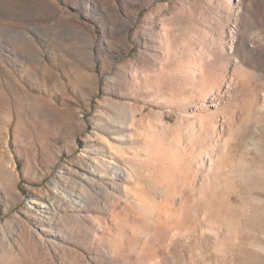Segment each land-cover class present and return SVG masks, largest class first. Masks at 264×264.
<instances>
[{
  "label": "rangeland",
  "instance_id": "obj_1",
  "mask_svg": "<svg viewBox=\"0 0 264 264\" xmlns=\"http://www.w3.org/2000/svg\"><path fill=\"white\" fill-rule=\"evenodd\" d=\"M263 74L264 0H0V264H264Z\"/></svg>",
  "mask_w": 264,
  "mask_h": 264
},
{
  "label": "bare ground",
  "instance_id": "obj_2",
  "mask_svg": "<svg viewBox=\"0 0 264 264\" xmlns=\"http://www.w3.org/2000/svg\"><path fill=\"white\" fill-rule=\"evenodd\" d=\"M239 63V62H238ZM188 65V64H187ZM236 65V64H235ZM237 66H239V64H237L236 65V67ZM241 69H242V67H240ZM209 78V77H208ZM262 79L264 80V74H263V76H262ZM209 83V82H208ZM210 84H211V82H210ZM209 84V85H210ZM219 93V92H218ZM215 95V94H214ZM260 96V98H261V100H262V102H261V105H260V107H259V109H260V112L259 113H262V114H264V90H263V92H262V95H259ZM216 97L215 96H213V94H211V99L213 100V99H215ZM243 106V105H242ZM213 115V114H212ZM212 115H211V117H212ZM210 117V119H212ZM210 119H207V118H205V120H201V123H200V128H199V130H202V129H204L205 131L204 132H206V131H209V129L213 126V124H212V121L210 120ZM206 120H207V122H206ZM227 120H228V122H229V117L227 118ZM226 120V121H227ZM194 133V132H193ZM255 143V142H254ZM255 144H258L259 145V142H256ZM212 147V146H211ZM158 148V147H157ZM249 154V153H248ZM207 155H208V157L209 158H212V157H214L215 155L213 154V151L211 150V152H209V153H207ZM246 158V157H245ZM244 157H241L240 159H239V161L237 162L238 164H237V167H238V169H240V170H242L243 172H246V170L249 168V163H248V161H247V159H245ZM211 160V159H210ZM262 170L264 171V169L262 168Z\"/></svg>",
  "mask_w": 264,
  "mask_h": 264
}]
</instances>
